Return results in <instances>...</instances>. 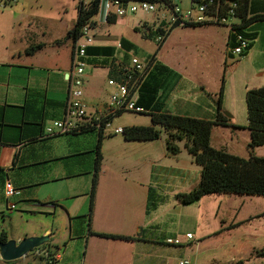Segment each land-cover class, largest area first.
Wrapping results in <instances>:
<instances>
[{"label":"rangeland","instance_id":"rangeland-1","mask_svg":"<svg viewBox=\"0 0 264 264\" xmlns=\"http://www.w3.org/2000/svg\"><path fill=\"white\" fill-rule=\"evenodd\" d=\"M78 3L79 0H0V9L13 11L15 15L24 12L37 14L36 20L27 18L24 22L45 29L49 42L57 40L45 52L51 62L49 68L54 70L53 61L71 67L73 42L67 39V34L77 23ZM175 3L183 10L192 6V0H176ZM168 19L167 11L161 10L128 14L113 24L100 22L95 43L116 47L119 52H116V58L122 61L126 51L118 48V44L121 39L129 40L137 50L133 54L143 62H149L155 56L153 65H159L155 74H161L164 67L169 69L165 74L173 70L182 76L185 81L181 86L186 88L192 100L201 94L205 101H211L203 89L195 92V86H204L206 90L216 88L217 105L218 95L224 86V96L233 102L239 91L246 88L249 77L255 74V59L227 56L229 30L225 27L176 28L158 50L157 38L162 36L158 29L162 24H166V28ZM261 62L264 63V58ZM128 64L131 66L130 54ZM86 70L88 75L93 73V78H87L85 98L91 101L101 99L107 103L114 91V87L109 85V71L92 65H88ZM160 88L158 83L152 90L156 93V102L161 96ZM233 106L234 114L224 107L222 112L225 116L226 113L231 114L239 127H214L211 144L218 150L248 158L251 136L247 130L246 100L238 105L235 102ZM149 114L150 111L125 113L116 118L106 132L98 173L100 185L92 210L90 197L98 134L63 136L49 141L46 160L65 159L39 165L37 170L17 171L20 175L12 178H28L31 171L45 174L46 178L62 173H84L83 177L66 181L65 186L68 192L83 195L75 201L78 204L87 201L80 217L87 216L74 217L62 205L23 200L20 195L10 200L15 205L13 210L7 204L0 207V233L5 231L8 241L18 243L32 237H50L48 243L52 252L61 256L52 264H179L186 260L191 264H264V257L258 256L264 252V197L212 195L190 205L182 204L178 195L197 188L202 172L187 151L185 142H175L181 151L178 156L169 154L168 133L160 128L161 138L155 142L160 146L159 161L152 168L143 157L136 159L123 135L115 133L119 127L150 126ZM15 150L9 148L3 152L2 164L7 171L13 168ZM254 154L264 157V146L257 148ZM184 162L192 163L191 167H184ZM12 173L16 174L15 171ZM142 184L144 190L140 186ZM23 191L32 192L30 188ZM44 195L46 190L36 193L40 198ZM96 233L129 235L136 240H114ZM188 233L194 236L192 240L186 239ZM168 239H179L182 243L180 246L168 245ZM44 250L50 251L47 247L37 248L14 261L0 257V264H48L50 259Z\"/></svg>","mask_w":264,"mask_h":264},{"label":"crops","instance_id":"crops-1","mask_svg":"<svg viewBox=\"0 0 264 264\" xmlns=\"http://www.w3.org/2000/svg\"><path fill=\"white\" fill-rule=\"evenodd\" d=\"M191 7H193V5ZM251 12V15H264V0H252ZM32 13L33 12H24L15 15L13 11H1L0 9V169H4L2 164L3 152L9 148L16 149L12 162L13 168L9 170L8 175L5 176L0 171V207L5 204L8 206V202L4 196V184L5 181L9 179L16 188L21 190L23 200L44 201L48 204L55 203L54 206L62 205L63 207L68 208L72 216L83 218L87 215L81 217L80 215L84 206L87 204V201L84 200L78 204L75 200L82 198L83 195L79 192H68L65 182L83 177L85 175L84 173L74 175H65L62 173L51 175L46 178L45 174L40 172L34 173L31 171L32 175L28 178H24L23 176H19L15 179L12 178L14 175H20V173H16L17 171L24 169L32 170V168L37 170L39 165L64 160L65 158H50L49 160H46L45 153L49 149V141L54 138L63 136L80 137L85 135H61L50 138L46 135L47 126L63 114V110L59 108L60 106H56L55 104L49 106L48 101L58 104L66 102L68 98L67 78L71 67L69 68V66L56 64V62L53 61L52 64L55 68H52L54 70H50V58L45 52L47 48L57 40H51L49 42V37L45 29L29 24L27 25L24 22L27 18H30V20L35 18L37 14ZM207 27L220 28L223 26L187 28L201 29ZM249 31L256 34L257 39L253 43L252 49L247 56L255 59L257 68H255V74L251 75L246 81L247 86L244 91L240 90L238 95L235 96L233 102L228 101L227 95L224 96L223 107L228 111H232L233 114L235 113L233 103L236 102L238 105L240 102V104H242V101L246 100V93L249 89H259L264 87V63L261 62L262 58H264V22L253 24L249 28ZM228 37L229 31L227 35V56L232 58L230 48H228ZM41 44L45 45L43 49L37 51L33 55H28L26 53L30 47ZM93 46L100 45L95 43ZM118 53L119 52H117V54ZM129 54H132V52ZM121 55L123 54L121 53ZM115 57H117V55ZM106 62L105 58H96L92 61L93 64L89 65H92L95 68H104L109 71V68L104 65ZM153 67L154 69L152 68L150 73L155 70V66ZM150 73L147 77H149ZM89 76L93 78V73L88 75L86 70L85 84H87L86 82ZM260 78H263V80ZM183 81L185 80H183L182 76L177 75L171 70L168 74L161 77L160 82H157V84L160 83V87H162L160 88L161 96L158 101L162 107V112L202 120H214L217 113V105L214 95L218 93L215 92L218 90L216 88L206 90L204 86H195V92L200 90V88L203 89V91L210 97L211 101H205L204 96L201 94L197 95L195 100H192V97L187 93L186 88L181 86ZM140 90L141 87L137 93V101L140 99ZM85 101L89 107V114L91 116L103 106L102 103H104V105L106 103L101 99L91 101L88 97L85 98ZM139 107L143 108V106L140 105ZM228 118L231 119L234 125L238 126L235 124L236 122L233 116ZM42 119H44V124L42 130H40L34 125ZM106 139L107 137L104 141ZM157 141L125 142L128 144L127 146H129L130 151L133 153L132 155H134L136 159L139 157L141 160V157H143L150 163V166L154 168L159 161L158 152L160 151V146L156 145L155 142ZM183 165L184 167H187V165L188 167H191L192 163L184 162ZM12 171H15L16 174H13ZM151 177L153 178V173H151ZM144 178L146 177L143 176V179ZM140 186H142L141 188L143 189V184ZM28 188H30L32 192L23 191ZM43 190H46V195L42 198L36 196V193ZM147 197H149L148 190L146 193V199ZM48 233L49 231L46 232V234ZM122 236L131 237L129 235ZM56 259H61V256L56 255ZM129 264L138 263L130 262Z\"/></svg>","mask_w":264,"mask_h":264},{"label":"trees","instance_id":"trees-1","mask_svg":"<svg viewBox=\"0 0 264 264\" xmlns=\"http://www.w3.org/2000/svg\"><path fill=\"white\" fill-rule=\"evenodd\" d=\"M176 0H164V3L171 8L175 6ZM197 0H192L195 4ZM159 3V2H158ZM252 0H214L210 6L212 12L217 9L222 11L234 10V17L239 20V24L229 30L228 48L231 51L236 43V33L244 34L250 39L251 43L240 58L246 57L252 49L253 43L257 39V35L249 31V28L255 23L264 22V15H251ZM99 10V0L93 5L92 9L88 12L82 11L78 7V20L76 25L69 30L67 39L72 40L73 45L78 41L82 35L84 27L90 20L97 15ZM117 19H111L110 23L113 24ZM93 25H96L93 23ZM165 25L162 24L158 29V33L165 36V41L159 44L160 50L165 44L169 34L176 28L182 27L179 23L173 25L169 30H165ZM168 25V24H167ZM202 26H216L212 24H185L183 28L187 27H202ZM60 43V41H58ZM123 49L126 51L125 58L119 61L115 56L117 52L116 47L112 46H89L87 48V56L89 57V64L96 58H105L107 61L104 63L109 68V77L117 81H121L127 74L129 69V55L128 53H136V47L126 39H121ZM44 44L32 46L26 51L28 55H33L37 51L43 49ZM74 49V47H73ZM92 59V60H91ZM155 56L149 61L151 69L155 66V70L159 65H153ZM150 69V71H151ZM153 70L149 77L144 79L141 84L140 99L137 105L143 106L146 112L151 117L150 126H131L123 128V137L127 142H152L161 138V129L168 133L167 149L169 154L178 156L181 153L180 149L175 145V142H185V147L189 154L194 158L196 164L201 167V180L194 190L189 193L178 195L179 201L184 205H190L202 200L206 196L212 195H247L264 197V157H257L254 151L264 146V87L259 89H249L246 93V106L248 116L247 130L250 131L251 142L248 145L249 157L244 158L235 154L229 153L227 150H218L211 144L212 132L214 127H232L238 126L232 124L231 119L226 117L223 112L224 100V86L222 87L217 98V113L214 120H202L191 118L181 115H174L162 112L161 105L155 101V92H152L153 87L160 82L161 77L165 76L166 70L162 67L161 74H155ZM148 73V74H149ZM60 106L64 110L65 103L58 104L48 101L49 106ZM4 107V106H2ZM125 112H118L115 115L104 119L102 122L93 120L92 123L82 126L80 129L71 134L66 135H87L98 134L97 156L95 161V173L93 177V184L91 189V210L93 209L94 199L97 192L98 180L103 160L102 147L104 139L106 138V125L112 124L113 121L121 117ZM61 117V116H60ZM59 117V118H60ZM44 119L36 123L38 129L42 130ZM61 136V135H59ZM58 137V136H55ZM50 138V137H49ZM0 171L7 176L8 172L5 169ZM97 236L103 238H110L114 240L134 241L133 237H126L120 235H109L103 233H96ZM8 235L5 231L0 233V244L8 242ZM42 247L50 249V261L48 264L55 262L56 255L52 252L50 244L46 243ZM258 256L264 257V252L258 253Z\"/></svg>","mask_w":264,"mask_h":264},{"label":"built area","instance_id":"built-area-1","mask_svg":"<svg viewBox=\"0 0 264 264\" xmlns=\"http://www.w3.org/2000/svg\"><path fill=\"white\" fill-rule=\"evenodd\" d=\"M98 0H79L78 7L84 12L92 9ZM159 2V3H158ZM214 0H197L188 10H183L179 5L175 4L173 8L164 3V0H99V10L90 22L84 27L82 35L73 45V53L71 57V70L68 73V98L65 102V108L60 118L53 120L46 128L47 137H55L59 135L71 134L80 129L82 126L92 123L93 120L102 122L104 119L115 115L118 112L145 113V109L137 105V93L148 75L151 66L149 62H143L135 54L131 55V66H129L128 74L117 81L109 80V85L114 87L111 92L109 101L99 108L94 115L89 114V107L85 101V80L86 68L89 65V57L87 56V48L93 46L99 36L98 27L101 23L110 24L111 19H121L127 17L128 14L136 15L139 12H156L167 11L169 15L168 25L165 30H169L173 25L179 23L182 27L185 24H212L232 29L233 26L239 24V20L235 18L234 10L222 11L217 9L212 12L210 6ZM99 17L98 20H95ZM95 23L96 25H93ZM165 36L157 38L159 44L164 43ZM235 48L231 53L234 56H242L249 44L250 39L244 34L236 33ZM118 48L123 49L121 40ZM131 53V52H130ZM129 55V53H128ZM111 124L106 125V132ZM116 134H123V128L119 127L115 130ZM7 171V170H6ZM9 172V170L7 171ZM21 190L16 188L11 180L7 179L4 184V196L8 202V206L15 208L10 200L20 196ZM194 236L188 234L187 240H192ZM179 239H168L167 244L172 246H180ZM45 256L50 257V253L45 251ZM179 264H191L190 261H180Z\"/></svg>","mask_w":264,"mask_h":264},{"label":"water","instance_id":"water-1","mask_svg":"<svg viewBox=\"0 0 264 264\" xmlns=\"http://www.w3.org/2000/svg\"><path fill=\"white\" fill-rule=\"evenodd\" d=\"M227 117H232L226 113ZM50 237H32L21 242L8 241L0 244V257L5 261H14L26 257L34 249L49 242Z\"/></svg>","mask_w":264,"mask_h":264},{"label":"flooded vegetation","instance_id":"flooded-vegetation-1","mask_svg":"<svg viewBox=\"0 0 264 264\" xmlns=\"http://www.w3.org/2000/svg\"><path fill=\"white\" fill-rule=\"evenodd\" d=\"M42 247V246H41ZM41 247H38V248H41ZM37 249V248H36Z\"/></svg>","mask_w":264,"mask_h":264}]
</instances>
